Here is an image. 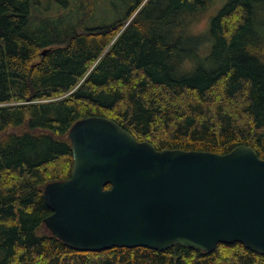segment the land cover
Wrapping results in <instances>:
<instances>
[{"label": "trees", "instance_id": "16d2710c", "mask_svg": "<svg viewBox=\"0 0 264 264\" xmlns=\"http://www.w3.org/2000/svg\"><path fill=\"white\" fill-rule=\"evenodd\" d=\"M37 2L0 0V264H264L240 242L76 250L43 196L71 176L68 133L88 116L159 150L264 158V0Z\"/></svg>", "mask_w": 264, "mask_h": 264}, {"label": "water", "instance_id": "95a60500", "mask_svg": "<svg viewBox=\"0 0 264 264\" xmlns=\"http://www.w3.org/2000/svg\"><path fill=\"white\" fill-rule=\"evenodd\" d=\"M68 136L72 174L43 196L46 226L69 247L212 252L240 242L264 254V158L252 146L159 150L99 115L76 121Z\"/></svg>", "mask_w": 264, "mask_h": 264}, {"label": "rangeland", "instance_id": "374dc122", "mask_svg": "<svg viewBox=\"0 0 264 264\" xmlns=\"http://www.w3.org/2000/svg\"><path fill=\"white\" fill-rule=\"evenodd\" d=\"M40 2H37L36 4H37V7L39 8V9H42V10H47V11H49V12H51L52 14H56L57 13V9H58V7H56V5L54 4L55 3V0H51V3L49 2V0H39ZM52 1L54 2V3H52ZM48 5H51L52 6V9H47V6ZM100 5L104 8L103 10V12H101L103 15H104V17H106V18H108V19H110V13H109V11H108V6L109 5H107L106 6V3H104V2H101L100 3ZM209 15H210V12L208 13V14H206L205 15V17L201 20V22L198 24V28L199 29H204V28H206L207 27V25H208V20H207V18L209 17Z\"/></svg>", "mask_w": 264, "mask_h": 264}, {"label": "bare ground", "instance_id": "6f19581e", "mask_svg": "<svg viewBox=\"0 0 264 264\" xmlns=\"http://www.w3.org/2000/svg\"><path fill=\"white\" fill-rule=\"evenodd\" d=\"M99 116H101V115H99ZM102 117H105V116H102ZM105 118H108V117H105ZM110 119V118H109ZM111 120H113V119H111ZM113 121H115V120H113ZM116 122V121H115Z\"/></svg>", "mask_w": 264, "mask_h": 264}]
</instances>
